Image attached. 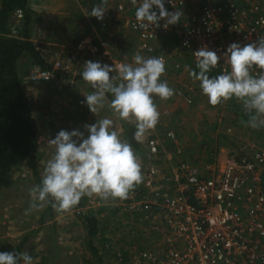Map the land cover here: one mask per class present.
<instances>
[{
  "label": "built area",
  "instance_id": "built-area-1",
  "mask_svg": "<svg viewBox=\"0 0 264 264\" xmlns=\"http://www.w3.org/2000/svg\"><path fill=\"white\" fill-rule=\"evenodd\" d=\"M234 1L165 0L169 12H183L180 23L167 28L164 20L159 28L139 27L135 11L142 0L131 7V16L118 4L115 19L136 30L145 42L164 36L173 39L178 50L195 63L194 53L201 47L215 51L221 60L212 71L224 74L231 70L223 57L230 44L244 45L264 37V4ZM153 10L158 13L155 6ZM11 16L10 34L19 37L24 12L17 9ZM31 42L46 65L32 67L29 80L35 84L75 83L87 61L108 65L111 58L108 48L89 36L64 46L43 43L34 35ZM261 71L254 67L251 73L259 76ZM261 131V138L237 145L221 174L210 177H202L189 163L173 166L171 173L162 172L152 161L161 153L159 142L150 140L151 159L146 165L150 192L131 191L125 204L117 206L154 222L158 242L147 248L133 246L127 259L128 248L120 243L119 250H113L116 264H264V127ZM89 210L87 205L72 211L81 216Z\"/></svg>",
  "mask_w": 264,
  "mask_h": 264
},
{
  "label": "rangeland",
  "instance_id": "rangeland-1",
  "mask_svg": "<svg viewBox=\"0 0 264 264\" xmlns=\"http://www.w3.org/2000/svg\"><path fill=\"white\" fill-rule=\"evenodd\" d=\"M237 1L238 0H235L234 2L236 3ZM260 1L264 4V0ZM101 3L102 0H83L82 7L86 10L88 9L87 17L90 20V24L88 31L85 32L84 29L80 30L82 33L80 39L89 36L94 38L99 45L101 44L107 47L112 58V60L110 58L108 63L110 66L119 65L121 63H134L133 56L137 53L145 58H163L166 71L162 75L161 80L166 81L169 87L175 90V94L167 100H162L157 96L153 97L154 103L160 113L159 122L154 130H150L146 133L152 132L151 135L145 134L140 141L136 140L138 146L135 148L134 152L140 158L143 180L132 190L133 192L142 193L141 191L144 190V186L146 182H148L146 165L151 159L148 149L150 140L159 142L161 150L160 157L157 158L158 160L152 158V161L161 165L162 168L160 169L162 172H172L171 165L165 162V160L167 161L166 157L168 158L167 154H169L175 156L169 159L173 166L189 163L200 175H202V177H210L213 175L215 176V174L216 176L221 174L223 166H225L231 160V156L237 152V145L245 142V140L253 141L262 137L261 130H263V127L255 129L242 122L247 121L248 117L245 115L243 103L236 98L217 106H212L208 102V97L202 93L200 82L194 80L189 75L190 70L199 71L196 68V64L189 56L184 55L178 50L173 39L164 36L158 37L153 42H145L141 40L136 30L129 27L127 24L116 21L115 16L119 17V15H115L116 6L118 4H122L125 7L126 15L131 16L133 14V10H131V7H133L131 0H108V4H110L112 8L114 7L115 10H112V13L107 10L109 14L105 13L103 20L96 21V17L90 16V13L94 6L100 5ZM49 31L46 26L45 36L49 37L48 40L50 41H47L49 44L56 43L57 40L63 41L64 39L61 36L67 35L66 32L63 31L61 36L54 37L52 31ZM32 35H34V33H32ZM19 62L24 64V68L27 65V74L30 73L32 67L36 64L32 61L30 55L27 54H24L18 63ZM31 62L33 66H31ZM17 70L19 71L20 68ZM20 74L22 75L24 73ZM209 75L211 77L220 74L211 71ZM110 76L117 77V83H119L118 71L110 73ZM23 82L25 83L26 80L23 79ZM24 83L23 85L25 88L27 87L26 90L28 89L27 92L31 100L32 112L33 116H35L38 130H47V128H49V130H56L58 126L61 128V124L66 123L65 121H59L64 117L63 112L61 114V110H59L62 104L53 107L54 113L51 109L47 108V102H49V100L52 102L51 96L53 94H69L70 109L71 106H73L74 108L71 110L76 111L79 110V107L75 104V97L77 98L78 95L79 98H82V96L95 91L89 83L84 84L79 89L76 88V86L74 87V83H71L70 86L67 85L69 83L66 84L65 82L58 84L50 83L49 85L45 84L37 86V89H33L30 83ZM44 95L47 99L44 101L45 107H41L43 102L42 96ZM108 99L109 101H106L104 106L108 111L104 110V108H102V110L103 114L107 111V118L113 120L112 130H126L125 124H127L130 129L133 128V130H136V121L134 119L129 121L121 120L119 115L110 107L113 97L112 99ZM64 100L67 101V99ZM81 101L83 102L84 100L81 99ZM71 102L74 104H70ZM81 106H86V104L84 105L81 103ZM41 110L44 111V113H41L45 115L44 122H42L43 120L41 117H38V112L40 113ZM110 113L113 115H109ZM182 115H184L183 122L179 119ZM46 116L49 117L50 121L47 122ZM96 122L97 120H93V123ZM170 142L173 145L170 144ZM182 143L185 144L182 145ZM161 146L164 148V151H170L171 153H164ZM184 147L188 148V150L184 149ZM39 152V172L42 178L47 161L51 159L55 153L47 151L46 148L44 150L42 142L39 144ZM23 169H25V166L16 170L13 174V181L14 178H17L18 181L15 180V184L18 186L22 184L23 181L21 177V175L24 174ZM32 184L34 186L37 185L35 180ZM147 192L149 193L150 191ZM15 195L16 194L13 193L10 194L9 201L12 196L14 197ZM83 198L85 204L77 208H85L88 205L90 210L86 214L87 216H95L99 227L98 234L92 238L93 247L90 248L97 250L98 253L103 252V255H107L108 253L105 261L109 264H111L109 261H112L114 264L113 259L115 257H113L114 255L111 254V252L113 250L115 251V249L119 250L118 245L122 241H125V243H123L128 248L126 255L124 254V258L126 259L129 257L128 252L133 246L138 249L140 247L147 248L158 242V238L155 241L154 235L152 234V232H155L152 230L151 222L140 221L136 217L137 214L133 216L128 210H124L117 206L119 203L125 204V200H103L97 196H85ZM32 200L33 197L30 196L27 201H21V205H17L18 203H16L15 200L13 204H9V202L7 204V200L4 203L0 201V226L7 218L8 214H13L11 218L16 219L18 225H22L21 223L24 217L27 218L30 222L27 224L28 221L25 220L24 224H27L26 227L36 226L37 228L40 225L53 224L59 226H78V236L76 240H82L80 236L82 231L81 226H84L83 221L80 216H76L72 211L77 208H73L70 212L59 213L54 210L50 204H47L43 208L31 210L26 214V210L29 209ZM14 210L15 212L11 213V211ZM5 215L7 216L4 219ZM11 222L13 221L11 220L5 223L10 225ZM48 235L47 233V236ZM85 235L87 239V233ZM68 236L69 234H64V239ZM142 236H145L144 239L139 240V237ZM149 236L152 238L151 240H149ZM14 241L16 240L14 239ZM0 246L4 247V245ZM1 252H4V250H1ZM17 252L19 253L20 250H17Z\"/></svg>",
  "mask_w": 264,
  "mask_h": 264
},
{
  "label": "clouds",
  "instance_id": "clouds-1",
  "mask_svg": "<svg viewBox=\"0 0 264 264\" xmlns=\"http://www.w3.org/2000/svg\"><path fill=\"white\" fill-rule=\"evenodd\" d=\"M131 3L136 5L137 0ZM106 4L107 0H102L92 8L90 16L103 20ZM182 16L181 10L169 12L165 0H142L135 11L139 27L145 30L153 25L159 28L161 20L165 21V28L178 24ZM194 55L199 71L190 70L189 75L200 82L208 102L217 106L236 98L243 103L248 117L242 122L255 129L264 127V37L244 45L230 44L223 57L231 70L218 76L210 77L209 73L218 66L221 56L207 47H201ZM133 61L114 66L87 61L82 78L95 90L85 95L90 111L96 114L104 108L106 94L110 93V107L121 120L136 121L134 138L140 141L159 122L153 97L167 100L175 90L161 80L166 71L163 58H145L137 53ZM254 67L262 70L259 76L252 75ZM116 71L119 83L117 77L110 76ZM84 128L89 133L87 138L79 130H60L48 140L49 145L55 146V154L47 161L42 183L30 189L33 200L26 214L48 203L59 213L70 212L85 196L126 200L142 182L140 158L132 145L112 130L113 120L100 119ZM0 264H33V257L27 252H0Z\"/></svg>",
  "mask_w": 264,
  "mask_h": 264
},
{
  "label": "crops",
  "instance_id": "crops-1",
  "mask_svg": "<svg viewBox=\"0 0 264 264\" xmlns=\"http://www.w3.org/2000/svg\"><path fill=\"white\" fill-rule=\"evenodd\" d=\"M30 1H31L30 3H31L32 9L35 11V13H37L38 18H39L37 22L38 24L35 27L33 33H34V36L43 43L49 44V42L47 41H50L48 40L49 37L45 36L46 26H47L48 31L49 30L52 31V35L54 37H58L59 35L61 36L63 31L66 32L67 34L66 36L65 35L61 36L64 39L63 41L57 40L56 43H50L52 45L56 44V46L71 45L73 43H76L77 41L80 40V37L82 34L80 30L84 29L86 32L89 29L90 20L87 17L88 9L86 10L82 7L83 0H30ZM104 7L109 12H111L112 10L113 11L115 10L114 7L112 8V6L108 4V0H107L106 6L104 5ZM108 11H106V13H108ZM31 66H33L32 62H31ZM26 67L27 65L24 68V64L22 62H19L17 64V69L20 68L19 70L20 73H24V75L23 74L21 75L18 71L20 76H24V79L26 80L25 83L32 84L33 89H37V86L45 85L41 83L35 84V83L30 82L29 73L28 74L26 73L28 71ZM64 82L66 84L69 83L67 85L71 86V83L68 81H57V82H54V84L64 83ZM86 83L87 82H85L83 79L77 80L74 83V87L76 86V88L79 89L81 88V86H83ZM46 85H49V84H46ZM68 97H69V94H53L51 96L52 102L51 100L47 102L48 107L47 106L46 107L51 109L52 112H53V107L55 105L62 104L61 109L59 110H61V114L63 112L64 117L61 118L62 120L60 119L59 121H65L66 123L61 124V128L58 126L56 130L54 129L49 130V128H47V130H39V133H40L39 144L40 142H42L44 150L46 148L47 151H51L55 153V146L49 145L48 140L54 139L60 130H67V131L79 130L83 132L84 137L87 138L89 133L84 128V125L86 124L91 125V124H94L93 120H98V119L100 120V119H104L108 117V112H107L108 110L106 108H104V110H107L106 112H104V114H103L102 109L97 114L92 113L85 102V95L82 96V98H79L78 95H77V98L75 97V100H76L75 104L76 106L79 107V110H76V111L71 110L74 107L71 106V109H70ZM42 98H43V102H42L41 107L42 106L45 107L44 101L47 99V97H45L44 95L42 96ZM108 98L109 97H107L106 95V101H109ZM64 99H67V101ZM81 99H83L84 101L82 102ZM81 103H83L84 105L86 104V106H81ZM70 104H74V103L71 102ZM41 113H44V111L41 110L40 113L38 112L39 118L44 117V114H41ZM109 115H113V114L110 113ZM183 116L184 115L180 116L179 118L181 122H183L182 121ZM42 120H43L42 122H44V119ZM59 125H60V122H59ZM115 131H117L122 141H126L129 144H131L133 150H135V148L138 146L137 141L134 138V133L136 130H115ZM151 134L152 132L146 135H151ZM130 136H132L133 138V143L129 140ZM170 144L172 143L170 142ZM184 144L185 143H182V145ZM161 149L164 153H171L170 151H164V148H162V146H161ZM184 149L188 150V148H185V147ZM159 157L160 155L158 156V158ZM166 159L167 161L165 160V162L166 163L168 162L169 165H171V170H172L173 169L172 163L169 161L167 157ZM157 166L159 168H162L159 163L157 164ZM23 171H24V174L21 175V177L23 178L22 184H20L19 186L16 185L15 180L18 181V179L14 178L12 186L3 190L0 193L1 202L4 203L7 200V204L8 202L9 204H13L15 200V202L18 203L17 205H21L22 203L21 201H27L30 198V196H32L30 194V189L34 187V185L32 184L34 182V178L30 176V172L28 168L25 167ZM147 191H149V182H146V185L144 186V190L141 192L145 193ZM12 193L16 195L14 197L12 196L11 200L9 201V195ZM14 212L15 210L11 211V213H14ZM6 216L7 215L4 216V219ZM12 216L13 214H8L5 221L0 226V245H4V247L0 246V252L1 250H4V252H13V251L17 252V250H20V252H27L29 255L33 257V264H109L107 261H105L106 256H108V253L107 255H103L104 254L103 252L98 253L97 250L90 248V247H93V245L89 244L86 239L85 226H81L82 231H81L80 238L82 240L78 241L76 240L78 236V230H77L78 226H75V225L59 226V225L53 224V225H40L37 228L36 226L26 227L27 224L30 222L27 218L24 217V220H22V223H21L22 225H18L17 224L18 221L14 218H11ZM136 217L140 221L151 222L145 218V215H136ZM11 220L13 222H11L10 225L5 223ZM25 220L28 221L26 225L24 224ZM150 224L155 225L154 222H151ZM47 233L49 234L48 236H47ZM64 234H69V236L67 237L68 239L67 238L64 239ZM152 234L154 235V239L156 241V239L158 238L157 233L152 232ZM144 237L145 236L139 237V240L140 239L143 240ZM14 239L16 241H14ZM151 239L152 238L149 236V240ZM123 242L125 243V241H122L120 243H123ZM118 247H120V244L118 245ZM113 252L114 251H112L111 254H113ZM113 260H114V264H116L115 258ZM109 262L113 264L112 261H109Z\"/></svg>",
  "mask_w": 264,
  "mask_h": 264
},
{
  "label": "trees",
  "instance_id": "trees-1",
  "mask_svg": "<svg viewBox=\"0 0 264 264\" xmlns=\"http://www.w3.org/2000/svg\"><path fill=\"white\" fill-rule=\"evenodd\" d=\"M30 2H0V193L11 187L14 172L24 166L28 168L37 185L42 183L39 172L40 133L28 92L23 85L24 76H20L17 70V63L24 54L30 55L34 63L44 65L43 59L31 42L33 29L37 26L39 18ZM17 9H21L25 15L19 37L10 34L9 24L12 13ZM106 95L112 99L110 93ZM44 118L45 115L42 119ZM46 120L50 121L47 116ZM124 126L126 130H133L127 124ZM129 140L133 143L132 136ZM84 202L82 198L74 208L82 206ZM80 217L86 228L87 241L92 244V238L98 234V221L95 216L87 214Z\"/></svg>",
  "mask_w": 264,
  "mask_h": 264
}]
</instances>
